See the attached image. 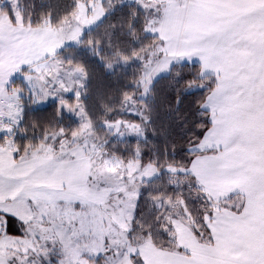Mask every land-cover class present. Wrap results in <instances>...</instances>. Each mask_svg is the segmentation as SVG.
<instances>
[{
	"label": "rangeland",
	"instance_id": "1",
	"mask_svg": "<svg viewBox=\"0 0 264 264\" xmlns=\"http://www.w3.org/2000/svg\"><path fill=\"white\" fill-rule=\"evenodd\" d=\"M126 3L135 5L143 13L146 20L143 35L156 39L143 59V75L137 83L141 94L137 99L129 100V112L140 117L143 114L140 110L135 111L136 103L148 98L153 83L169 73L183 52L178 47L174 31L182 23L183 0H120L116 3L114 0H77L75 13L60 25L53 26L46 20L37 27L24 24L19 0H0V199L12 190V184L7 183L9 177L17 179L19 175L24 178L21 170L30 177L28 169L39 170L40 160L36 164L25 163L36 155L65 163L67 168L62 171L64 186L72 185L77 178L81 183H89L97 192L92 206L77 205L69 200L62 205L51 202L25 204L20 200L17 211L28 223L27 233L6 238L10 247L13 243H23L29 255L27 260L23 261L16 253L11 256L21 264H145L139 246L149 241L134 243L129 232L143 185L160 172L155 165L143 164L140 159L125 162L106 155L105 134L96 130L84 103L87 76L82 68L72 65L73 55L69 51L72 47L79 48L86 33L97 27L116 7ZM50 105L59 115L76 120L77 130L69 138L62 129L46 135L38 146L27 150L26 154L20 153L17 142L22 134L26 110ZM205 108L212 125L200 150L215 146L217 140H221L224 128L222 108L215 106L213 100L207 101ZM101 125L121 141L131 136L144 138L138 123L119 120ZM16 155L22 156L16 159ZM206 161L205 155L198 158L193 169H201ZM189 167H169L166 170L196 178L189 172ZM212 178L213 181L216 175ZM30 187L26 180L20 187L16 185V196L22 197ZM68 191L65 189L64 195L74 199L67 194ZM204 193L206 196L202 193L201 197L208 205L205 209L209 210L202 222L198 223L186 209L183 213L185 220H172L171 238L180 249L177 253L191 252L193 241L198 239L191 224L197 226L204 236L202 242H212L215 229L211 221L215 223L218 211H240L243 208V199L235 193L206 189ZM0 214L1 227L6 224L5 217L11 215ZM17 251L22 252V247H17ZM136 256L140 262L133 259Z\"/></svg>",
	"mask_w": 264,
	"mask_h": 264
},
{
	"label": "trees",
	"instance_id": "2",
	"mask_svg": "<svg viewBox=\"0 0 264 264\" xmlns=\"http://www.w3.org/2000/svg\"><path fill=\"white\" fill-rule=\"evenodd\" d=\"M117 1L120 0H114ZM76 2L19 0L24 24L33 27L41 26L46 20L53 26L60 25L75 13ZM145 24L139 8L123 4L86 33L79 48L72 47L69 51L73 55L72 65L82 68L87 76L84 103L96 130L105 134L106 155L125 162L140 159L143 164L155 165L160 172L143 185L139 194L129 232L131 241L147 240L161 249L179 251L171 238L172 220H185L183 213L186 209L200 223L209 208L205 209L208 205L201 197L202 193L205 195L204 189L196 178L166 169H185L200 154L194 148L212 125L205 105L216 80L211 75H203L201 65L197 63H175L168 74L153 83L148 98L136 103L135 111L140 110L143 116L130 113L129 100L137 99L141 94L137 83L143 75V59L156 40L143 35ZM119 120L138 123L144 138L131 136L121 141L101 125ZM77 125L72 117L59 115L53 105L26 110L22 134L17 142L20 153L26 154L46 135L61 129L69 138L77 130ZM20 156L16 155V159ZM5 219L6 233L24 234L26 225L19 219L12 216ZM191 227L198 239L205 241L198 227L192 224ZM133 259L140 262L138 256Z\"/></svg>",
	"mask_w": 264,
	"mask_h": 264
},
{
	"label": "crops",
	"instance_id": "3",
	"mask_svg": "<svg viewBox=\"0 0 264 264\" xmlns=\"http://www.w3.org/2000/svg\"><path fill=\"white\" fill-rule=\"evenodd\" d=\"M183 2L182 23L174 29L178 47L183 51L177 63L200 64L205 75L215 76L216 85L208 101L213 100L224 113L221 140H217L215 146L200 150L203 139L194 148L200 154L194 157L189 172L204 189L235 193L241 196L244 204L240 211H218L215 223L211 221L215 229L214 234L211 230L212 242L196 239L192 251L183 254L146 242L139 246V256L145 264H264V20H258L246 34L252 47L225 52L211 39L223 32L231 20L257 13L264 0ZM204 155L207 161L195 171V161ZM35 157L25 163L36 164L40 160L39 170L28 169L30 177L21 170L24 178L19 175L17 179L8 178L12 190L0 199L1 213L22 219L26 225L28 223L17 211L20 200L25 204L51 202L58 205L69 200L77 205L92 206L97 192L89 183H81L76 178L72 185L64 186L62 171L65 163L52 157ZM78 166L77 163L75 168ZM211 173L212 177L216 175L213 181ZM24 180L31 187L22 197L16 196L14 188L20 187ZM65 189H69L67 194L75 198L66 197ZM6 237L17 236L6 233L1 226L0 264H21L11 258L14 253L26 261L29 255L23 243H13L10 247ZM17 247H22L23 251H17Z\"/></svg>",
	"mask_w": 264,
	"mask_h": 264
},
{
	"label": "snow or ice",
	"instance_id": "4",
	"mask_svg": "<svg viewBox=\"0 0 264 264\" xmlns=\"http://www.w3.org/2000/svg\"><path fill=\"white\" fill-rule=\"evenodd\" d=\"M258 20H264V4H261L258 12L255 14L242 15L231 20L229 26L223 32L214 35L211 39H214L217 46L225 52L252 47L251 42L246 38V34Z\"/></svg>",
	"mask_w": 264,
	"mask_h": 264
}]
</instances>
